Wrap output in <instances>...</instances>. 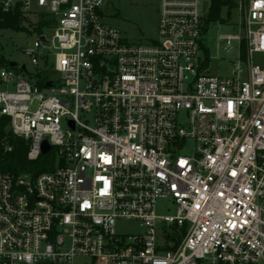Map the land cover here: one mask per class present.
Returning <instances> with one entry per match:
<instances>
[{
    "label": "built area",
    "instance_id": "2783aa9c",
    "mask_svg": "<svg viewBox=\"0 0 264 264\" xmlns=\"http://www.w3.org/2000/svg\"><path fill=\"white\" fill-rule=\"evenodd\" d=\"M107 1L0 0L39 31L30 71L0 25V117L30 161L54 156L0 171V264H264V0H225L226 75L210 73L214 0H160L144 42L105 21Z\"/></svg>",
    "mask_w": 264,
    "mask_h": 264
},
{
    "label": "rangeland",
    "instance_id": "374dc122",
    "mask_svg": "<svg viewBox=\"0 0 264 264\" xmlns=\"http://www.w3.org/2000/svg\"><path fill=\"white\" fill-rule=\"evenodd\" d=\"M160 0H108L106 9L107 23L119 26L126 38L132 42H144L152 37L157 36L158 11ZM228 10H223V14L227 16ZM238 13L231 10L230 21L217 22L210 26L207 33V41L211 45L212 60L210 65V73L215 75H226L233 67V61L237 57V49L230 51L225 50L223 45L217 48L216 41L218 35L235 33L238 31ZM29 31L21 29L19 31H8L5 34L6 51L10 53L12 60L20 65L26 64L28 70L32 71L33 66L29 57L22 51L23 48H30L34 40L37 38L39 31ZM235 43V42H234ZM255 61L261 63L264 56L255 54ZM59 77L58 74H55ZM191 144H193L191 142ZM157 211L160 215H172L175 213V205L171 198H161L158 201ZM201 264H207L202 261Z\"/></svg>",
    "mask_w": 264,
    "mask_h": 264
},
{
    "label": "trees",
    "instance_id": "16d2710c",
    "mask_svg": "<svg viewBox=\"0 0 264 264\" xmlns=\"http://www.w3.org/2000/svg\"><path fill=\"white\" fill-rule=\"evenodd\" d=\"M227 4L225 0H214L212 10L209 13L208 21L220 20L225 22L231 18V10L228 11L227 18H223V5ZM232 5V4H231ZM1 27H11L15 31L22 29V18L18 13L0 12ZM207 55L209 50L206 49ZM49 73H47L48 75ZM46 75V74H45ZM44 82H40V87L44 86ZM29 143L17 136L10 129V118L6 116L0 117V171L11 173L24 172H40L51 169L53 167V153L41 155L36 161L28 159Z\"/></svg>",
    "mask_w": 264,
    "mask_h": 264
},
{
    "label": "water",
    "instance_id": "95a60500",
    "mask_svg": "<svg viewBox=\"0 0 264 264\" xmlns=\"http://www.w3.org/2000/svg\"><path fill=\"white\" fill-rule=\"evenodd\" d=\"M12 65H14V64H12ZM53 85H54V82H53V81H49V82L47 83L46 87H51V86H53ZM49 149H50V146H49L48 142L45 141V142L43 143V152L46 153V152L49 151Z\"/></svg>",
    "mask_w": 264,
    "mask_h": 264
}]
</instances>
